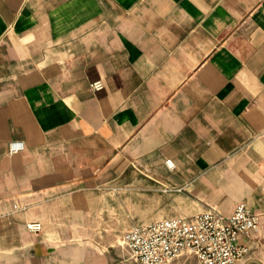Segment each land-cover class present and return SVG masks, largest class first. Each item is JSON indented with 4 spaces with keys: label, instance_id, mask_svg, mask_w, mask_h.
Segmentation results:
<instances>
[{
    "label": "crops",
    "instance_id": "crops-1",
    "mask_svg": "<svg viewBox=\"0 0 264 264\" xmlns=\"http://www.w3.org/2000/svg\"><path fill=\"white\" fill-rule=\"evenodd\" d=\"M241 202L264 264V0H0V264H138L133 226Z\"/></svg>",
    "mask_w": 264,
    "mask_h": 264
},
{
    "label": "built area",
    "instance_id": "built-area-1",
    "mask_svg": "<svg viewBox=\"0 0 264 264\" xmlns=\"http://www.w3.org/2000/svg\"><path fill=\"white\" fill-rule=\"evenodd\" d=\"M100 80L92 83L96 90L102 88ZM23 141H12L10 153L23 150ZM170 168L171 159L166 160ZM260 218L246 202L236 205L231 214L209 207L193 215H181L135 225L122 238L130 253V259L138 264H171L176 258L196 254L197 264H234L249 247L240 243L242 235L256 229ZM30 231H39V221L27 223Z\"/></svg>",
    "mask_w": 264,
    "mask_h": 264
},
{
    "label": "rangeland",
    "instance_id": "rangeland-1",
    "mask_svg": "<svg viewBox=\"0 0 264 264\" xmlns=\"http://www.w3.org/2000/svg\"><path fill=\"white\" fill-rule=\"evenodd\" d=\"M204 208H209L208 206H205Z\"/></svg>",
    "mask_w": 264,
    "mask_h": 264
}]
</instances>
